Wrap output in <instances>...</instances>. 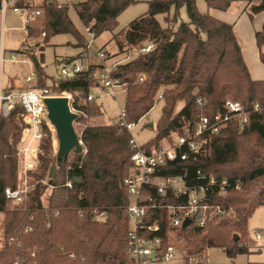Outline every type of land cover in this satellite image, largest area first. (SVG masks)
I'll return each mask as SVG.
<instances>
[{
    "label": "trees",
    "instance_id": "obj_1",
    "mask_svg": "<svg viewBox=\"0 0 264 264\" xmlns=\"http://www.w3.org/2000/svg\"><path fill=\"white\" fill-rule=\"evenodd\" d=\"M138 1L82 0L73 11L95 37L112 32L116 51L111 54L138 51L133 59L117 64L111 76L125 87L126 122L136 124L162 101L156 134L144 144L170 141L172 133L181 134L182 127L194 124L199 116L222 111L226 99L240 102L248 114L242 129L237 119L230 120L220 133L203 136L197 152H189L186 160L167 162L159 172L168 176L188 171L192 176L200 168L207 175L225 177L229 186L222 192L213 191L209 202L226 213L212 216L202 228L191 224L171 229L166 205L179 198L168 195L146 218V223L158 220L159 229L144 235L159 239L156 260L172 244L184 254L179 264H210L209 248L223 249L229 256L248 253V220L264 205V79L251 77L233 24L199 11L196 0H148L145 13L113 32L119 14ZM204 1L207 8L222 11L229 10L233 2ZM243 1L250 19L264 11V0ZM181 7H185L187 20L179 16ZM31 9L40 13L24 27L26 38L17 52L32 62L34 88L74 94L72 106L83 113L76 121L82 126L79 138L84 151L61 159L55 177L49 178L55 156L52 130L44 125L35 168L29 172L31 191L24 202L13 203L4 190L16 186L17 147L28 123L20 102L7 115L0 113V264H136L129 250L126 206L130 197L124 183L132 168L130 133L117 121L95 120L102 115L101 107L94 99L87 100V95L101 65H87L70 78L46 73L44 48L50 37L70 34L75 46L86 48L88 44L83 30L70 19V9L45 1L33 2ZM159 14L164 25L157 19ZM254 38L264 65V22ZM146 45L151 48L142 52ZM179 102L182 105L177 109ZM256 103L259 107L254 109ZM99 214L102 218H97ZM192 255L199 260L190 262Z\"/></svg>",
    "mask_w": 264,
    "mask_h": 264
},
{
    "label": "built area",
    "instance_id": "obj_2",
    "mask_svg": "<svg viewBox=\"0 0 264 264\" xmlns=\"http://www.w3.org/2000/svg\"><path fill=\"white\" fill-rule=\"evenodd\" d=\"M35 1L38 3L45 1L59 8L74 10L75 5L82 0H1L0 11L4 15L5 9L10 7L13 12L18 13L23 18L26 26L31 19H34L40 13L38 10L31 9L32 3ZM83 32L89 40L88 44L89 42L93 43L95 36L88 26H83ZM42 36H44V32H42ZM150 48L151 45H146L141 51L147 52ZM95 56L103 61L105 53L98 49L95 52ZM0 60H3L2 47L0 48ZM11 60H16L14 55H11ZM58 69L61 77L70 78L85 69L84 58L80 56L66 58L60 62ZM111 72L112 69L110 67L103 65L97 74L98 85H101L107 92L112 93L118 87L124 90V84L120 83L118 79L112 78ZM34 77L35 75L26 77L27 87L21 91L11 90L7 91L8 94L5 95V91L0 89V113L7 115L15 103L20 102L25 110L31 141L37 142L44 136L43 126L47 125V111L42 101L44 97L66 96L71 109L79 115L83 113L73 108L74 98L70 92L62 91L59 94H52L48 88H34L30 85ZM93 99L94 97L91 94L87 95V100ZM258 107L259 105L256 103L254 109ZM124 117L125 110L122 108L117 122L130 133L129 145L133 149L130 155L132 168L124 179L130 197V201L126 206L129 221L127 236L131 257L136 264H142L146 260H156L155 256L156 249L159 247V239L148 238L144 235V232L157 231L159 222L154 220L151 223H146V218L150 209L156 208L160 200L166 196L174 195L179 198L177 203L166 205L168 227L171 229L182 227V222L186 218L190 219V223L187 226L194 224L202 228L212 216L226 213L219 205L209 202V197L215 190L224 191L229 186L228 179L207 175L200 168H197L192 176L188 171L165 176L159 174L162 170L161 168L167 162L175 159L186 160L189 152H197L201 148L203 136L220 133L223 127L232 119H237L239 128L242 129L248 121V114L240 102L226 99L223 103L222 111L213 115H201L194 124L184 125L181 134L172 133L170 141L165 140L148 146L144 143H137L131 132L136 124L126 122ZM30 150L31 142L24 145L21 144L18 148L17 183L15 187H6L4 190L6 198L13 203L24 202L31 191L29 172L33 168V164L32 158L28 156ZM66 185L71 186L69 182ZM234 186L237 188L238 183H234ZM97 218H102V214H99ZM256 237H260V232H256ZM152 253H154L153 256ZM175 256H179L182 259L184 254L174 245L169 244L159 260L170 261ZM189 260L195 263L199 259L197 256L192 255L189 256Z\"/></svg>",
    "mask_w": 264,
    "mask_h": 264
},
{
    "label": "rangeland",
    "instance_id": "obj_3",
    "mask_svg": "<svg viewBox=\"0 0 264 264\" xmlns=\"http://www.w3.org/2000/svg\"><path fill=\"white\" fill-rule=\"evenodd\" d=\"M148 0H140L127 6L117 17V26L113 32H117L127 26V24L136 18L137 16L147 11ZM243 0H233L231 7L228 11H237L244 4ZM196 6L199 11H207V6L204 0H196ZM179 16L182 20H187V14L185 7L179 9ZM69 17L74 25L83 30V26L78 20L76 13L73 10L69 11ZM157 19L164 25L163 15H157ZM25 24L23 18L12 11L10 7L5 9L4 15L0 11V48L3 49V60H0V87L2 91H21L27 87L26 77L34 74V68L29 58L21 55L17 52L20 48L22 41L26 38ZM112 32L104 31L100 35L94 38L93 43L89 42L86 48L75 46V41L70 34H56L50 37L48 44L44 48V66L46 73L51 76H59L58 72V60H62L64 57L80 56L84 58L85 66L90 64L106 65L110 67L112 71L119 63H125L138 55V51L133 49L128 53L111 54L116 51V46L111 41ZM88 40V39H87ZM33 41L28 39V42ZM89 41V40H88ZM100 49L105 53L103 61L95 56V52ZM37 53V52H36ZM11 55H14L16 60H10ZM100 67V68H101ZM100 68L95 70L93 76V84L90 87L89 94L94 97V101L101 107L102 115L95 118L100 123H112L119 119L121 110L124 106L125 90L122 88H115V92L104 91V88L97 83V74ZM46 83H50L47 80ZM31 86L36 85L35 77L30 83ZM74 98V94H72ZM85 100L82 99V102ZM182 103L179 102L176 106L180 109ZM162 101L159 100L150 111L143 116L132 129V135L136 139L137 143L143 144L150 140L155 134L156 129L154 127L158 117L161 113ZM74 111V110H73ZM76 112V111H75ZM2 115H4L1 112ZM153 123V128L147 126L148 123ZM47 126L52 130V145L54 147L53 154L55 156L57 149V139L55 135L54 127L46 121ZM74 127L77 134H80L81 124L77 121L74 122ZM31 142V150L29 152V158H32L33 168H35L37 160V142L31 141V136L28 128H25L22 134V139L17 147L21 144H27ZM72 153L68 155L72 158ZM18 159V158H17ZM19 166V161H18ZM247 237L245 239L246 244L249 246L250 251L244 254H237L235 256H229L223 249L209 248L206 250L208 262L210 264H240L247 261L252 262H264V205L257 207L252 215L249 217L247 225ZM256 232H260V237H256ZM182 259L179 256H175L170 261L162 260H146L142 264H179Z\"/></svg>",
    "mask_w": 264,
    "mask_h": 264
},
{
    "label": "water",
    "instance_id": "obj_4",
    "mask_svg": "<svg viewBox=\"0 0 264 264\" xmlns=\"http://www.w3.org/2000/svg\"><path fill=\"white\" fill-rule=\"evenodd\" d=\"M61 61H57L60 64ZM5 95L8 92H4ZM46 107V118L54 127L57 139V149L55 153V162L52 163L48 170V177L54 178L56 169L60 166V160L66 159L70 153L81 154L84 151V146L77 134L74 122L79 114L73 111L69 105V100L66 96H49L42 99ZM148 127L153 128V123H148ZM190 219L186 218L182 222V227L187 226ZM235 240L237 236L233 237ZM154 253H152L153 256ZM131 261L134 259L131 257Z\"/></svg>",
    "mask_w": 264,
    "mask_h": 264
},
{
    "label": "crops",
    "instance_id": "obj_5",
    "mask_svg": "<svg viewBox=\"0 0 264 264\" xmlns=\"http://www.w3.org/2000/svg\"><path fill=\"white\" fill-rule=\"evenodd\" d=\"M243 4L244 5L237 11H222L213 8H207V11L212 16L233 24L235 36L240 45L244 61L249 69L251 77L253 79H264V65L259 60V51L254 38V32L258 30L264 22V11L250 19L247 12L244 11L245 2ZM66 58L72 57L67 56L62 60ZM104 91L106 90L104 89Z\"/></svg>",
    "mask_w": 264,
    "mask_h": 264
}]
</instances>
